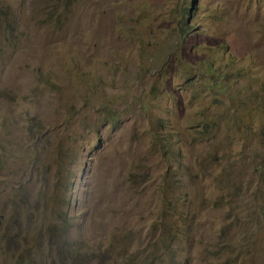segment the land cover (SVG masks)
I'll use <instances>...</instances> for the list:
<instances>
[{
    "label": "rangeland",
    "instance_id": "1",
    "mask_svg": "<svg viewBox=\"0 0 264 264\" xmlns=\"http://www.w3.org/2000/svg\"><path fill=\"white\" fill-rule=\"evenodd\" d=\"M0 213V264H264V0H0Z\"/></svg>",
    "mask_w": 264,
    "mask_h": 264
},
{
    "label": "trees",
    "instance_id": "2",
    "mask_svg": "<svg viewBox=\"0 0 264 264\" xmlns=\"http://www.w3.org/2000/svg\"><path fill=\"white\" fill-rule=\"evenodd\" d=\"M181 14H182V13H181ZM185 25H186V27H189V25H187L186 23H185ZM176 32H177V37H178V39H179V42H181V41L183 40L182 34H183V33H186V32H187V29L178 30V31H176ZM217 83H219V82L217 81ZM221 88H223V86H222ZM221 88H220V89H221ZM206 127H207V125H204V127H203V130H204V131L206 130ZM1 217H2V213H0V218H1ZM64 250H66V249H64ZM69 256H70V258H71V260H72V263H73L74 261H78V262H80L81 260H83L81 254H80L79 251H77V250H72V251H70V252H69Z\"/></svg>",
    "mask_w": 264,
    "mask_h": 264
}]
</instances>
